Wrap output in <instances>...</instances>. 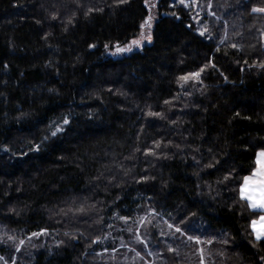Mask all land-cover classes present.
<instances>
[{"label": "trees", "instance_id": "trees-1", "mask_svg": "<svg viewBox=\"0 0 264 264\" xmlns=\"http://www.w3.org/2000/svg\"><path fill=\"white\" fill-rule=\"evenodd\" d=\"M91 2L104 7V12L89 18L78 14L75 26L65 32L63 25L51 22L50 26L42 19L46 13L41 5L47 6L51 0H0V64L9 65L7 70L0 67V146L11 149L10 153L0 151V235L7 230L23 236L41 228L51 233L36 240L37 247L16 253L18 264H132L134 254L124 249L114 254V260L108 254L102 259L95 255L104 248L111 251L117 232L102 233L71 214L60 217L55 213L68 208L72 200L79 204L87 199L89 203L101 201L98 207L109 206L104 208L106 220L113 208L121 215H143L140 206L148 203L146 197L152 198V207L162 210L166 218L169 212L173 217L195 212L193 219L202 226L201 232L229 234L235 252L228 250L230 259L223 264H264L257 259V254L264 255V245L252 247L246 230L248 221L230 207L234 192L228 191L227 185L218 187L215 183L228 174L226 169L231 170L236 177L230 187L235 189L236 181L242 182L253 165L250 142L258 143L264 137V71L234 63L239 57L230 52L228 58L217 59L228 83L218 72L209 70L204 80L208 86L205 94L192 88L191 96L181 94L169 110L163 102L177 93L176 78L205 62L211 52L210 42L197 38L186 27L194 22L177 10L182 20L159 17L153 44L125 55H106L103 43L120 40L123 44L138 34L142 0H131L123 10L105 6L113 0ZM213 2L217 15L228 20L229 38L236 42L242 39L244 58L252 64L261 55L264 36L259 29H264V17L248 15L236 0ZM211 19L207 18L210 24ZM223 27L220 24L214 28L220 37ZM237 31L243 32L242 38L235 35ZM44 34H50L47 42L41 38ZM89 43H96L97 48L90 51ZM49 60L53 68L45 67ZM241 66L244 71H239ZM147 105L154 111H164L169 120L149 125L141 119V109ZM237 111L240 117H235ZM63 116L71 120L65 134L50 138L39 153L22 155ZM173 119L175 125L171 124ZM154 140L171 142L167 148L162 146L168 159L135 152L136 148L152 146ZM213 158L220 160V171H201L214 162ZM225 160L230 163L225 164ZM144 169L156 179L137 183ZM101 173L107 179L97 181ZM108 180L119 186L109 185ZM205 182L213 186V195L220 192L215 200L210 199ZM117 197L120 199L113 205ZM13 208L20 215L11 212ZM116 223L117 227L122 224ZM65 232H83L84 239L70 240ZM97 236L108 238L101 245L90 244ZM124 239H129L127 234ZM180 247L181 259H169L168 264H199L194 248ZM222 250L225 246H211L215 264H222L215 255ZM12 252L6 248L0 255L7 258ZM135 264L143 262L137 259ZM156 264L161 262L157 260Z\"/></svg>", "mask_w": 264, "mask_h": 264}, {"label": "snow or ice", "instance_id": "snow-or-ice-1", "mask_svg": "<svg viewBox=\"0 0 264 264\" xmlns=\"http://www.w3.org/2000/svg\"><path fill=\"white\" fill-rule=\"evenodd\" d=\"M131 0H113L111 5H105L110 9H121L123 10L124 5H128ZM238 7L243 8L244 12L250 16L254 17H264V0H236ZM19 6V5H17ZM46 13V16L42 17L43 21L53 26L51 22H56V25H63L64 31H68V27H74V22L77 20L78 14H82L84 18L93 17L96 14L103 13L104 7L93 4L91 0H51L47 6L41 5ZM215 4L213 0H142L143 14L141 15V22L137 25V35L125 39L122 44L120 40L115 42H105L102 44L104 53L110 56L125 55L132 53L134 50H142L144 45L153 43V31L154 26L159 22V17L161 15L169 16L175 20H182V17L178 14V11L184 12L189 16V19L194 23H189L186 27L195 32L197 38H201L203 41L210 42L208 47L211 49L209 55L205 57V62L202 64H197L196 68L192 71H186L183 75L176 78V84L178 86L177 93L170 100H165L163 103L169 107L173 106V101L180 99L181 94L185 96H191V89L195 88L201 93L205 94V89L208 87L205 83V77L210 74L209 70L218 72L221 77H223L224 82L228 83V77L224 75L220 67L217 64V59H225L231 56L239 57L235 59L234 63L238 65L247 66L248 69L253 67L258 70L264 71V42L261 43L260 53L254 58L252 64L248 63V59L244 58L246 55L245 45L242 39L239 42L233 41L229 38L228 34V20L224 19L223 15H217L214 10ZM227 7H231L228 5ZM161 9H164L161 12ZM195 12V15H191ZM207 18L211 19V24L208 22ZM204 21V23H201ZM36 24H41V20H36ZM223 24L222 37L218 36L214 31L215 27ZM261 36H264V29H259ZM50 34L42 35V39L47 42ZM237 37L242 38L243 32H235ZM51 47V45H49ZM253 49H256V45H251ZM97 48L96 43H89L88 49L91 51ZM217 54H220L217 56ZM79 57L76 58L79 62ZM0 67L7 70L9 68L8 64H0ZM45 67L53 68V61L49 60ZM245 68L241 66L239 71H244ZM23 75V72H21ZM57 75L59 72L57 71ZM7 82L5 81V84ZM53 91V90H50ZM111 91V89H109ZM143 113L141 119L146 120V122L155 126L157 120L168 121L169 117L164 111H154L151 105H147L145 109H141ZM235 117H240V113L237 111ZM91 118V117H90ZM245 119H251V117H245ZM71 120L68 116H63L59 122L53 121L49 125L48 132L41 138L39 143L30 144L28 151L23 152L22 155L27 156L30 152L39 153L42 150V146L50 138H58L59 136L65 134L70 126ZM171 124L175 125L176 120H171ZM143 129H141V133ZM171 142H169L170 144ZM169 144H164L163 141H153L152 146L147 149L136 148L135 152H139L144 157H154L155 159H168L169 157L162 150L163 148L169 147ZM179 151V145L175 146ZM250 147L253 151L254 162L252 167L248 169L249 174L243 177L242 182L236 181L237 187L232 189L230 187L231 182L235 179L236 173L227 170V175L222 179H218L215 183L219 187L221 185L229 186L228 191L234 192L230 196V207L235 210L242 218L248 221L247 224V234L252 238V247L257 245H264V137H261L258 143L250 142ZM0 151L5 153H10L11 149L7 146H0ZM199 152V149H195ZM211 151V149H209ZM13 155H15L13 153ZM133 156L135 153L132 154ZM201 155H203L201 153ZM128 159V158H126ZM214 162H209L201 168V171L206 169H215L220 171L217 165H220V160ZM197 167H200V162L196 160L193 156ZM225 164L230 163L229 160L224 161ZM117 167H122L118 165ZM144 175L136 180L137 183H147L150 180H155L154 176L148 173L147 169H144ZM211 174V173H210ZM124 175H128V171L124 172ZM199 179V173L196 174ZM107 179L104 174L101 173L100 176L96 178L97 181L101 179ZM108 184L113 185L112 180H108ZM197 187H201L197 184ZM204 187L207 189L210 199L215 200L217 196L220 195L219 191L215 192L213 195V186L205 182ZM120 198L117 197L113 201V205L117 204ZM148 203L146 205H141L140 208L143 211V215H121L116 212L113 208L111 214H108V220L105 219L104 208L109 207L104 205L103 207H98L101 205V201H96L95 203H89L87 199L82 200L77 204L76 200L71 201V205L68 208H60L55 215L60 217H68L70 214L72 218L82 221L89 227L95 226L102 233L105 230H112L118 233L116 237H113V247L109 252L108 248H104L102 252L95 253L98 258H103L105 254L109 255L110 259H115V253H119L120 249H124L125 253H133L132 264L139 259L143 264H156L157 260L161 264H168L169 259L179 261L182 257V251L180 245L185 247L194 248L195 252L199 256V264H215V260L211 259L213 252L211 251L212 245H222L225 246L226 250L218 251L215 253L216 256L221 258L223 261L230 259L227 255V251L230 250L235 252V248L231 247L233 243V238L229 236L226 232H218L215 234H209L207 232H201V225H198L193 217L197 216V213L192 212L189 216L187 212L183 215H178L173 217L172 213H167V218L162 210H157V208L152 207V198H144ZM11 212L16 215L20 213L16 209H11ZM255 217V218H253ZM91 221V223H89ZM111 221V222H109ZM117 221H121L119 227H117ZM61 221L57 220V223ZM166 226V227H165ZM51 233L47 228H41L39 231H33L30 234L12 233L10 234L7 230L4 231L3 235H0V251L10 248L13 250L12 255L5 257L0 255V264H18V258L16 253H23L26 248H35L38 245L35 243L36 240H40L41 237H46ZM127 234L129 239L126 241L124 235ZM65 236L69 237L70 240H81L84 239V233L78 232L76 234L65 232ZM111 235V232L108 233ZM108 236H97L89 241L90 244L101 245L104 239ZM153 242L155 246V251L153 250ZM63 243V241H61ZM175 245V246H174ZM40 247L43 244L39 245ZM139 246V250L137 248ZM206 247L208 251L206 252ZM142 252L144 253L142 255ZM31 255V253H29ZM88 253H85L87 256ZM124 259L127 260L126 254H121ZM257 259L259 262H264V255L257 254Z\"/></svg>", "mask_w": 264, "mask_h": 264}, {"label": "rangeland", "instance_id": "rangeland-1", "mask_svg": "<svg viewBox=\"0 0 264 264\" xmlns=\"http://www.w3.org/2000/svg\"><path fill=\"white\" fill-rule=\"evenodd\" d=\"M153 41H154V40H153ZM151 44H153V43H151ZM151 44H147V43H146V44L144 45V47L147 46V45H151ZM144 47H143V49H144ZM143 49H142V50H143ZM138 50H139V49H138Z\"/></svg>", "mask_w": 264, "mask_h": 264}]
</instances>
